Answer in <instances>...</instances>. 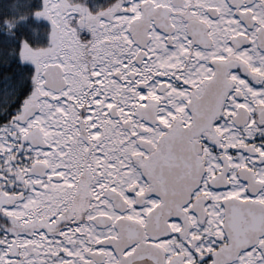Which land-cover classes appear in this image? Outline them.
Listing matches in <instances>:
<instances>
[{
  "label": "snow or ice",
  "instance_id": "6c2138e0",
  "mask_svg": "<svg viewBox=\"0 0 264 264\" xmlns=\"http://www.w3.org/2000/svg\"><path fill=\"white\" fill-rule=\"evenodd\" d=\"M0 8V264H264V0Z\"/></svg>",
  "mask_w": 264,
  "mask_h": 264
},
{
  "label": "trees",
  "instance_id": "16d2710c",
  "mask_svg": "<svg viewBox=\"0 0 264 264\" xmlns=\"http://www.w3.org/2000/svg\"><path fill=\"white\" fill-rule=\"evenodd\" d=\"M6 2H8V0H0V5H3ZM0 12H2V8H0ZM43 23H46V21H44L43 19L37 20L36 18L29 16L27 21L20 22V26L21 28L27 30V24H32L35 26Z\"/></svg>",
  "mask_w": 264,
  "mask_h": 264
},
{
  "label": "rangeland",
  "instance_id": "374dc122",
  "mask_svg": "<svg viewBox=\"0 0 264 264\" xmlns=\"http://www.w3.org/2000/svg\"><path fill=\"white\" fill-rule=\"evenodd\" d=\"M42 19V18H41Z\"/></svg>",
  "mask_w": 264,
  "mask_h": 264
}]
</instances>
